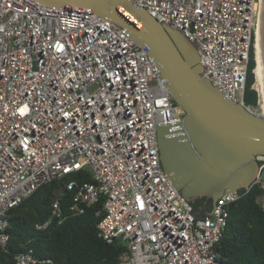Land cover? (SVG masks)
I'll use <instances>...</instances> for the list:
<instances>
[{"label":"built area","instance_id":"built-area-1","mask_svg":"<svg viewBox=\"0 0 264 264\" xmlns=\"http://www.w3.org/2000/svg\"><path fill=\"white\" fill-rule=\"evenodd\" d=\"M130 1L195 45L201 76L227 99L264 117L259 93L257 106L245 102L261 0ZM149 53L111 19L36 0H0L3 249L13 208L41 186L89 170L92 182L68 185L77 186L69 211L79 215L103 201L98 234L125 245L118 264H223L216 247L229 206L254 186L264 190V156L256 157L251 187L221 196L198 217L161 164L157 127L183 123L185 112ZM260 202L264 207V196ZM52 217L65 219L59 200ZM41 263L28 251L14 264Z\"/></svg>","mask_w":264,"mask_h":264},{"label":"water","instance_id":"water-1","mask_svg":"<svg viewBox=\"0 0 264 264\" xmlns=\"http://www.w3.org/2000/svg\"><path fill=\"white\" fill-rule=\"evenodd\" d=\"M36 1L111 19L150 48L169 93L185 112L183 123L158 126L157 136L162 167L187 201L206 198L213 209L221 196L252 186L259 171L256 157L264 156V117L227 99L201 76L198 49L180 31L130 0ZM258 44L264 86V0Z\"/></svg>","mask_w":264,"mask_h":264},{"label":"trees","instance_id":"trees-1","mask_svg":"<svg viewBox=\"0 0 264 264\" xmlns=\"http://www.w3.org/2000/svg\"><path fill=\"white\" fill-rule=\"evenodd\" d=\"M255 68L253 47L245 94L246 103L251 104L255 99L252 106L258 103V92L252 88L256 82ZM71 182H92L91 172L84 170L53 180L9 212L8 241L5 249L0 246V264H14L18 254L28 251L43 260L41 264H118L125 245L121 242L108 244L98 234V224L104 213L103 201L85 206L82 214H71L69 209L77 193V186L68 188ZM262 196L264 190L254 186L229 206L228 224L216 247L223 264H264ZM57 200L65 216L62 222L52 217V206ZM191 205L200 217L212 210L213 202L197 198ZM47 222L50 223L46 227L38 228Z\"/></svg>","mask_w":264,"mask_h":264},{"label":"bare ground","instance_id":"bare-ground-1","mask_svg":"<svg viewBox=\"0 0 264 264\" xmlns=\"http://www.w3.org/2000/svg\"><path fill=\"white\" fill-rule=\"evenodd\" d=\"M262 2V0H261ZM259 31V30H258ZM255 51H256V68H255V75H256V89L258 90L259 96H260V103H261V110L263 113V107H264V86H263V80H262V74L260 69V60H259V44H258V33L257 38L255 42ZM264 116V114H262Z\"/></svg>","mask_w":264,"mask_h":264},{"label":"rangeland","instance_id":"rangeland-1","mask_svg":"<svg viewBox=\"0 0 264 264\" xmlns=\"http://www.w3.org/2000/svg\"><path fill=\"white\" fill-rule=\"evenodd\" d=\"M255 84H256V82H255ZM255 84L253 85V88H254V89H256V85H255ZM256 91L258 92L257 89H256ZM254 100H255V99H254ZM254 100H252V103H254ZM245 102H246V101H245ZM255 102H256V101H255ZM252 103H251V104H252ZM247 104H248V105H251L250 102H248Z\"/></svg>","mask_w":264,"mask_h":264}]
</instances>
